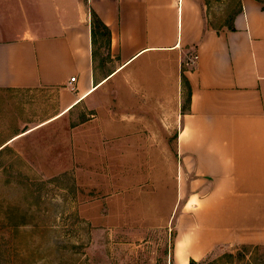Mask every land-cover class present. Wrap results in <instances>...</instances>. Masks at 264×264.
<instances>
[{
    "label": "crops",
    "instance_id": "1",
    "mask_svg": "<svg viewBox=\"0 0 264 264\" xmlns=\"http://www.w3.org/2000/svg\"><path fill=\"white\" fill-rule=\"evenodd\" d=\"M208 1L227 0H0V90L53 91L60 114L99 96V132L126 144L178 132V264L179 249L190 264L264 246V3L240 0L217 29ZM92 12L111 32L105 75Z\"/></svg>",
    "mask_w": 264,
    "mask_h": 264
},
{
    "label": "rangeland",
    "instance_id": "2",
    "mask_svg": "<svg viewBox=\"0 0 264 264\" xmlns=\"http://www.w3.org/2000/svg\"><path fill=\"white\" fill-rule=\"evenodd\" d=\"M239 3L210 2L212 27ZM94 53L110 73L102 38ZM100 105L98 96L60 114L53 91L0 90V264H178V132H134L123 143L121 132H99ZM178 259L185 264L183 250ZM197 264H264V246Z\"/></svg>",
    "mask_w": 264,
    "mask_h": 264
},
{
    "label": "trees",
    "instance_id": "3",
    "mask_svg": "<svg viewBox=\"0 0 264 264\" xmlns=\"http://www.w3.org/2000/svg\"><path fill=\"white\" fill-rule=\"evenodd\" d=\"M240 1V0H239ZM210 4V1H208ZM238 11L231 15L230 22L233 21L235 15L241 11V2L238 4ZM91 26H92V44L95 46L97 44L98 38H102L104 40V45L107 51H110L111 46V32L105 26V24L99 19V17L92 12L91 14ZM229 29H233L232 23L228 26ZM183 87L187 90V103H190V96H191V88L187 79L183 76ZM190 264H197L195 261H191Z\"/></svg>",
    "mask_w": 264,
    "mask_h": 264
},
{
    "label": "built area",
    "instance_id": "4",
    "mask_svg": "<svg viewBox=\"0 0 264 264\" xmlns=\"http://www.w3.org/2000/svg\"><path fill=\"white\" fill-rule=\"evenodd\" d=\"M196 59H197V56L192 57L191 60L189 61L188 65H193L195 63ZM71 82H75V78H72Z\"/></svg>",
    "mask_w": 264,
    "mask_h": 264
}]
</instances>
